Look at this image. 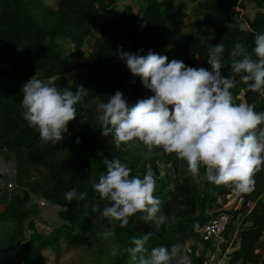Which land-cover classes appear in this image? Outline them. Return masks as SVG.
<instances>
[{"label": "trees", "instance_id": "1", "mask_svg": "<svg viewBox=\"0 0 264 264\" xmlns=\"http://www.w3.org/2000/svg\"><path fill=\"white\" fill-rule=\"evenodd\" d=\"M114 2L115 0H59L55 10L48 14L40 0H0V42L15 50L0 54V150L15 153L20 164L24 152H31L44 165L62 174L58 185H48L43 189L45 199L42 200L62 206L61 220L69 222L74 236L82 240L102 234L106 227H111L107 222H94L83 205L96 195L92 190V182L98 180L100 173L105 170L103 160L112 159V156L101 153L104 151L101 134L103 129L98 118L100 110L97 103L93 102L94 98L99 96L101 101H106L119 90L129 104H134L153 95L119 58V43L122 38L131 41L133 49L122 47L125 52L135 54L143 49L142 55H146L148 50L161 54L170 37L183 28L186 17V13L175 1L161 4L147 0V27L144 29H140L138 15L131 4L123 6L116 16L105 19L99 26L100 13L107 12L108 5ZM245 5V0H204L203 7L207 11L204 22L209 27L189 32L177 40L175 51L183 57L177 60L193 68H198L200 60L204 68L211 70L207 63V49L223 41L226 49L222 57L223 72L228 62H231L228 53L236 43H242L251 52L255 35L264 33V11L257 12L253 19H247L243 12ZM244 23L249 27L243 28ZM97 27L107 40L99 44L94 54L85 62L77 63L74 67L78 85H82L90 93L85 101L75 106L77 117L69 122L68 133L64 134L63 141L56 145L45 143L39 138L38 130L30 127L23 118L25 109L22 107V86L32 75L40 72L45 78L54 79L52 83L48 82L50 85L75 91L77 87L70 84L65 75L69 70L71 55L62 52L59 39L63 38L74 44L77 50L75 55H78ZM205 39L209 44L201 43ZM107 71L112 72L114 81L107 77ZM245 91L247 103H254L258 112L264 111V96L248 91L246 85ZM81 116L87 121L82 123ZM3 178L7 180L8 176L0 173V206L8 200L4 190H8L7 187L12 184L5 182ZM18 179L24 187V196H15L8 201L6 211H0V218L5 217L7 211L17 221L22 218V207L29 200L30 185L23 179ZM254 180L253 190L242 194L247 200H255L264 193L263 166L255 174ZM73 187L80 192L86 191L87 200L69 204L63 194ZM193 187L195 193L196 185ZM193 193L186 198L194 197V211L171 221L165 233L153 230L134 235L124 227L119 233L121 250L118 264H125L129 259L131 252L128 249L135 247L133 238H142L149 232L153 235L144 245L148 252L157 246H182L190 234L211 218L209 211L217 199L233 192L228 186H215L202 196H195ZM250 215L253 223L241 228L238 235L240 248L233 254L229 264H260L264 260V254L258 249V243L264 235V202L261 207H255ZM15 238L16 234L6 238L0 243V249Z\"/></svg>", "mask_w": 264, "mask_h": 264}, {"label": "clouds", "instance_id": "2", "mask_svg": "<svg viewBox=\"0 0 264 264\" xmlns=\"http://www.w3.org/2000/svg\"><path fill=\"white\" fill-rule=\"evenodd\" d=\"M201 43L209 44L207 39ZM225 50L223 41L208 47V70L177 59L169 61L152 50L142 55L143 49L135 54L117 49L130 73L153 95L134 104H129L119 90L106 101L95 97L101 134L111 136L116 148L138 140L148 151L160 148L165 154L174 153L186 162L193 176L200 175L203 166L209 183L228 186L237 195L251 192L254 176L264 166V111H256L254 103H236L231 89L242 82L248 91L264 96V33L255 35L251 52L242 43L234 45L228 53L231 62L227 76L221 72ZM89 93L82 85L75 91L57 88L35 75L22 86L23 118L38 130L41 141L56 145L68 133L69 122L77 117L75 106ZM85 121L81 116V122ZM103 164L105 170L92 182V190L108 203L102 210L96 201L86 206L111 225L102 233L105 239L114 234L117 223L124 228L137 213H143L141 219L154 224L157 231L166 224L169 218L162 212V201L154 195L156 178L150 167L141 178L132 175V169L119 158H106ZM63 195L69 204L88 197L86 191L75 187ZM152 235L149 232L133 238L135 247L128 251L137 264H191L179 244L153 247L148 252L144 245ZM118 251L119 246H115L110 255L116 256Z\"/></svg>", "mask_w": 264, "mask_h": 264}, {"label": "rangeland", "instance_id": "3", "mask_svg": "<svg viewBox=\"0 0 264 264\" xmlns=\"http://www.w3.org/2000/svg\"><path fill=\"white\" fill-rule=\"evenodd\" d=\"M40 1L48 14L55 10L59 2V0ZM146 1L121 0L117 5L109 4L107 10L109 13H100V23L108 16H116L123 6L131 4L138 15L140 29H143L147 27L145 23ZM151 1L161 4L175 1L177 6L186 13L183 28L170 37L168 45L161 52V55L167 56L169 61L182 59L183 57H180L175 51L177 40L189 32H196L209 27L204 22V15L207 11L203 7V0L184 3L179 0V3L176 0ZM245 3L243 12L247 19H253L257 12L264 11V0H245ZM242 27L248 28L249 26L244 23ZM105 40H107V37L102 35L97 27L90 34L87 42L81 47V53L75 55L76 46L63 38L59 39L62 52L65 55H71L69 70L65 73L70 84L76 87L79 86L76 79L75 64L85 62L88 57L94 54L97 46ZM119 45L133 49L131 41H127L125 38L121 39ZM14 51L8 45L0 42V54ZM7 65L9 66V64ZM229 65L230 62H228L222 75L227 76L229 74ZM200 67L204 66L199 60L198 68ZM106 73L107 77L114 81L112 72L107 71ZM35 75L37 78H44L50 83L54 81L52 78H45L40 72L32 75L31 78ZM237 79L239 78L237 77ZM231 91L236 103L247 102L245 84L240 82ZM85 99L86 97H84L83 101ZM19 125L22 127L21 122ZM102 143L104 151L101 153L105 156H112V159L119 158L132 169V175H139L143 178L147 169L149 167L152 169L156 178L154 195L162 201V212L169 218L166 224L162 225L158 230L160 233L166 232V228L171 221L194 211L192 206L194 197L186 198L187 195L193 193L194 185H196V191L193 193L195 196H202L215 187L204 176L203 166L200 169V175L193 176L187 171L186 162L178 159L174 153L165 154L160 148L148 151L146 146L138 140L130 141L127 144H122L120 148H116L111 136H103ZM21 162V164L18 163V157L15 153L8 150H0V173L8 176L7 180L3 178L5 182L13 184L11 187H7L8 190H4L8 200L0 206V211H6V204L8 201L13 200L15 196H24V187L20 184L18 177L30 185L28 187L29 200L22 207V218L17 221L11 212L8 211L5 217L0 218V243L16 234L15 240L5 244L0 249V264H118V255L121 250L119 233L123 229L119 226V223L115 226L114 234L107 239L102 234L85 240L75 237L70 223L60 222L64 221L60 218V211L63 207L42 200L45 199L42 192L43 189L48 185H58L62 174L44 165L34 154L28 151L24 152ZM227 200V197L218 198L211 209L223 208L224 210V208L229 207L228 209L230 210L231 206H228ZM93 201L99 203L101 210L108 201H101L96 194L91 198L90 202L83 204L87 214L94 222H107L106 220H101L99 214L94 213L90 206H86ZM218 202L220 204H217ZM231 212L233 217L231 233L221 240L219 246H213L211 243H199V234L197 233H192L187 237L183 245L182 254L190 258L191 264H217V262H214L215 257L220 259L218 261L220 264L230 263L233 254L240 248V240L238 239L240 230L243 226H249V221L252 219L251 215L248 217V215L243 214L242 218H239L235 211ZM143 215V213H137L130 217L128 225L125 226L134 235H141L145 233L144 231H157L154 224L151 222L146 223L141 219ZM115 246H119V251L116 256H112L110 252ZM187 247L188 249H186ZM258 249L264 254V235L258 243ZM136 255L138 257L140 254L137 253ZM145 255H147V252ZM125 264H137V261L133 259L132 253ZM260 264H264V260Z\"/></svg>", "mask_w": 264, "mask_h": 264}, {"label": "built area", "instance_id": "4", "mask_svg": "<svg viewBox=\"0 0 264 264\" xmlns=\"http://www.w3.org/2000/svg\"><path fill=\"white\" fill-rule=\"evenodd\" d=\"M237 9H240V7L237 6ZM98 29L100 31L99 27ZM9 186L11 187L12 184H9ZM222 197L228 198L227 204L228 206H231V209L229 210V207L224 208V210L223 208H219L216 210L210 209L209 214L211 215V218L204 225L193 232L195 234H199V243H211L213 246H219L221 244V240L224 239L226 235H230L231 233V227L233 225V217L231 215V211L237 212V216L239 218H242L243 214L250 215L255 207H261L264 202V193L255 200H247L244 195H237L235 193H231L227 196L223 195L219 198ZM42 203L44 204V202ZM217 204H220V202H218ZM186 249H188V247ZM219 260L220 259L215 257V262H217V264H220L218 262Z\"/></svg>", "mask_w": 264, "mask_h": 264}, {"label": "crops", "instance_id": "5", "mask_svg": "<svg viewBox=\"0 0 264 264\" xmlns=\"http://www.w3.org/2000/svg\"><path fill=\"white\" fill-rule=\"evenodd\" d=\"M120 1L121 0H115V2L113 3V4H115V5H117V3H120ZM177 2H178V0H176ZM179 1H183V0H179ZM192 1H194V0H188V1H183V3L184 2H192ZM196 2V1H195ZM203 2H204V0H203ZM179 3V2H178ZM109 15V14H108ZM109 17H111V16H108L107 18H109ZM106 18V19H107ZM104 21V20H103ZM103 21L99 24V26L103 23ZM67 41H69V40H67ZM74 45V44H73ZM253 223V217H252V219L249 221V224L251 225ZM190 236V235H189ZM263 237V236H262ZM186 242V241H185ZM185 244V243H184ZM183 244V245H184ZM183 245H182V247H183ZM215 262V261H214Z\"/></svg>", "mask_w": 264, "mask_h": 264}]
</instances>
